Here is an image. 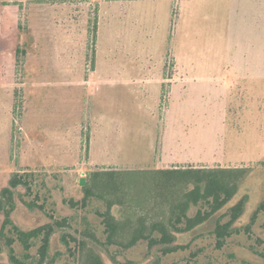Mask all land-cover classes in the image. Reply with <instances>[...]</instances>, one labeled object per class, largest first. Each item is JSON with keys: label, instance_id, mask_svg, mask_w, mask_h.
Here are the masks:
<instances>
[{"label": "rangeland", "instance_id": "1", "mask_svg": "<svg viewBox=\"0 0 264 264\" xmlns=\"http://www.w3.org/2000/svg\"><path fill=\"white\" fill-rule=\"evenodd\" d=\"M248 40L254 54L264 53V0H0V196L18 173L28 186L14 189L16 225L30 230L49 222L47 215L63 221L44 264H84L88 250L105 264H264V209L252 221L264 198V85L249 87V96L235 86L224 102L212 86L185 97L173 83L186 62L215 73L239 58L233 44L242 49ZM190 166L249 174L225 208L177 234L183 249L163 255L145 240L128 248L107 243L106 202L84 201L93 172ZM20 195L43 210L29 209ZM132 196L111 208L118 220L157 212ZM244 196L236 230L219 247L216 224ZM40 244L25 259L16 241L15 254L35 264ZM0 263L16 264L6 250Z\"/></svg>", "mask_w": 264, "mask_h": 264}, {"label": "trees", "instance_id": "2", "mask_svg": "<svg viewBox=\"0 0 264 264\" xmlns=\"http://www.w3.org/2000/svg\"><path fill=\"white\" fill-rule=\"evenodd\" d=\"M248 174L249 169L244 167L190 166L138 171H95L91 174V182L83 187L84 201L93 196L106 202L107 211L100 215L106 227L107 243L128 248L145 240L149 251L157 247L165 255L187 247L176 243L177 234L193 230L225 208L235 198ZM22 185L28 186V183L17 173L11 177L9 185L1 191L0 215L4 216V220L0 228V239L4 241V245L0 242V253L6 250L12 262L25 264L15 254L14 242L21 243L25 250L24 258L30 259L32 258L30 249L39 240L41 242L38 250L39 258L35 264H44L50 255L51 237L61 232L60 228L64 223L47 215L49 222L30 230H23L16 225L12 219V213L17 206L14 189ZM129 195L134 200L138 197L144 200L145 205L155 204L157 212L151 218L141 211L129 213L123 221L118 220L112 214L111 208L123 204ZM22 197L20 195V200L29 209L43 210V206L37 207L34 201L22 200ZM247 201L248 196L242 197L220 216L221 219L224 217L228 219L225 222L219 220L213 231L219 247H222L225 239L236 230L234 224L242 217ZM193 206H199V209L195 215L190 216L188 212ZM263 209L264 198L255 211L252 221ZM181 223L184 225H179ZM9 225L11 226L9 231L13 236L7 234ZM125 234H129L127 241L121 239L126 236ZM60 239L63 244H69L65 233H61ZM60 254L61 252H56L53 258ZM83 261L84 264H105L101 256L93 250H88Z\"/></svg>", "mask_w": 264, "mask_h": 264}, {"label": "crops", "instance_id": "3", "mask_svg": "<svg viewBox=\"0 0 264 264\" xmlns=\"http://www.w3.org/2000/svg\"><path fill=\"white\" fill-rule=\"evenodd\" d=\"M245 38L248 39V36L246 35ZM237 43L235 42V45L233 44L231 48H234L235 49L234 53H237V54L239 53L238 52L239 50L242 51L239 55V58L237 57L230 58V60L221 69H216L215 73L213 72L214 71L213 69H211L210 71H208V69H204V71H202L201 69L200 71L199 68L202 66L200 65L197 66V65H194L193 63L186 62L183 65L182 69L180 68L179 70L181 71V73L178 74V76L181 77L179 83H178V79L176 77L174 78V81H173L174 87H177L176 85L183 86L184 95L185 97H187V96L193 95L194 90H195L194 88L196 87L203 86L202 87L203 89L204 87L212 86L213 87L212 92H214V94L216 93L220 95L217 99H220L221 95H224V97H221V99L223 98L224 102H228L230 100L231 95H233L234 87L243 86L245 87L244 90H245V93H247L246 95L249 96V93L251 92L249 87L257 86V85H264V56H263L264 53L262 51L261 52L258 51L257 53H255V54L262 55L261 60L259 62L251 61L250 57H253V56L255 57V54H254V48L250 46V41L248 40L245 43L244 48L242 49H238L242 46H239V47L236 46ZM242 45H243V42H242ZM261 49H263V47L260 48V50ZM214 87L216 88L214 89ZM174 91L176 92V89H174ZM203 92L205 95L208 94L206 89ZM204 94L203 96H205ZM191 99H193V97ZM197 101L199 102L201 101V99L199 98ZM191 104L192 105L190 106L193 107V101H191ZM225 111L227 112V110ZM229 111L231 110H228V113ZM226 112L222 114L220 112V117L221 116L225 117L227 115ZM217 113L215 112L213 113L214 115L212 114L210 116L217 117L219 115ZM191 115L195 117L196 112L194 111L190 112L189 110H186L184 112V116L186 117H189V116L192 117ZM200 117H204V115ZM194 124L195 122H192L193 126ZM195 229L196 228H194L193 230L189 232H186V234L194 232Z\"/></svg>", "mask_w": 264, "mask_h": 264}, {"label": "water", "instance_id": "4", "mask_svg": "<svg viewBox=\"0 0 264 264\" xmlns=\"http://www.w3.org/2000/svg\"><path fill=\"white\" fill-rule=\"evenodd\" d=\"M83 180H84V179H83ZM83 180L81 181L82 184H84V181H83Z\"/></svg>", "mask_w": 264, "mask_h": 264}]
</instances>
